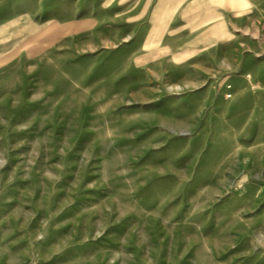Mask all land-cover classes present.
<instances>
[{"label": "rangeland", "instance_id": "374dc122", "mask_svg": "<svg viewBox=\"0 0 264 264\" xmlns=\"http://www.w3.org/2000/svg\"><path fill=\"white\" fill-rule=\"evenodd\" d=\"M0 264H264V0H0Z\"/></svg>", "mask_w": 264, "mask_h": 264}, {"label": "bare ground", "instance_id": "6f19581e", "mask_svg": "<svg viewBox=\"0 0 264 264\" xmlns=\"http://www.w3.org/2000/svg\"><path fill=\"white\" fill-rule=\"evenodd\" d=\"M38 207H39L38 211H40L41 208H40V206H38ZM37 216H38V219H37V220H40L42 214L40 213V214H38ZM34 228H35V227H34ZM32 229H33V228H32ZM32 229H31V230H32ZM44 235H45V234L43 233V236H44Z\"/></svg>", "mask_w": 264, "mask_h": 264}]
</instances>
